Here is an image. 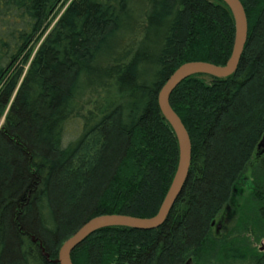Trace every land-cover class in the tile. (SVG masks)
<instances>
[{"label": "trees", "instance_id": "16d2710c", "mask_svg": "<svg viewBox=\"0 0 264 264\" xmlns=\"http://www.w3.org/2000/svg\"><path fill=\"white\" fill-rule=\"evenodd\" d=\"M239 1L234 72L191 75L169 96L191 155L164 222L102 228L72 264H264V0ZM234 34L223 0H0V264H58L89 219L155 215L179 153L158 92L185 62L225 64ZM248 167L249 199L218 234Z\"/></svg>", "mask_w": 264, "mask_h": 264}, {"label": "water", "instance_id": "95a60500", "mask_svg": "<svg viewBox=\"0 0 264 264\" xmlns=\"http://www.w3.org/2000/svg\"><path fill=\"white\" fill-rule=\"evenodd\" d=\"M233 15L235 34L231 55L225 64L217 65L204 61H190L178 66L168 77L158 92V106L171 125L178 143V162L171 184L164 199L155 215L146 218L133 217L122 214H103L95 216L83 223L69 238H67L58 251L55 260L58 264H72L71 251L90 234L111 226H125L139 230L158 228L164 222L171 206L179 194L188 172L191 143L188 133L180 118L176 115L169 104V96L174 88L185 78L195 74H209L216 77L231 75L236 69L241 55L246 35L247 21L244 8L239 0H223ZM259 153H264V133L257 144ZM219 226H217L218 228Z\"/></svg>", "mask_w": 264, "mask_h": 264}, {"label": "rangeland", "instance_id": "374dc122", "mask_svg": "<svg viewBox=\"0 0 264 264\" xmlns=\"http://www.w3.org/2000/svg\"><path fill=\"white\" fill-rule=\"evenodd\" d=\"M76 126L75 122L71 123L67 126V137H72L76 134ZM264 154V153H262ZM261 155V154H260ZM251 167H248L244 173L248 177L247 180L242 184V186H236L233 189V192L229 198V200L225 203L221 211L217 214L215 220L213 221V228L216 230L215 227H218L216 231L219 233H225L228 231L233 225L237 217L239 207L249 199V192L252 189L250 174H251ZM246 199V200H245ZM246 221H249V224L252 223L251 214H246ZM252 238V237H251ZM250 241V239H249ZM253 246L258 248L260 251L264 252V237L261 238L258 242L254 243ZM187 264H192V259L188 260ZM202 264H209V263H202Z\"/></svg>", "mask_w": 264, "mask_h": 264}, {"label": "flooded vegetation", "instance_id": "af4514ba", "mask_svg": "<svg viewBox=\"0 0 264 264\" xmlns=\"http://www.w3.org/2000/svg\"><path fill=\"white\" fill-rule=\"evenodd\" d=\"M216 228V231L218 230V228L217 227H215Z\"/></svg>", "mask_w": 264, "mask_h": 264}]
</instances>
